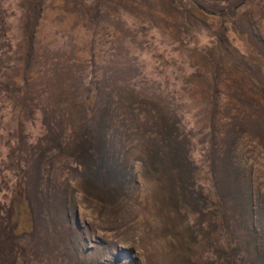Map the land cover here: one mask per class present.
I'll list each match as a JSON object with an SVG mask.
<instances>
[{
	"label": "rangeland",
	"instance_id": "rangeland-1",
	"mask_svg": "<svg viewBox=\"0 0 264 264\" xmlns=\"http://www.w3.org/2000/svg\"><path fill=\"white\" fill-rule=\"evenodd\" d=\"M262 89L264 0H0V264H264Z\"/></svg>",
	"mask_w": 264,
	"mask_h": 264
},
{
	"label": "trees",
	"instance_id": "trees-1",
	"mask_svg": "<svg viewBox=\"0 0 264 264\" xmlns=\"http://www.w3.org/2000/svg\"><path fill=\"white\" fill-rule=\"evenodd\" d=\"M262 93L264 94V89H262ZM95 98H96V90L92 89L91 92L89 93V96L86 98L87 104H92ZM93 154H95V152H93ZM16 167H18V164H16ZM15 187H17V185ZM208 195L210 196V193H208ZM13 215H14V211L11 214V219L13 218ZM214 215H215L216 220L222 221L221 212L215 210ZM10 234L15 235V226L10 229ZM215 240H216V245H218L220 249L228 252L227 257H228V261H230V264H241L240 263L241 260L238 257H236V255L234 254V247H235L234 242L224 240L220 237L215 238ZM12 264H17V260H14Z\"/></svg>",
	"mask_w": 264,
	"mask_h": 264
}]
</instances>
